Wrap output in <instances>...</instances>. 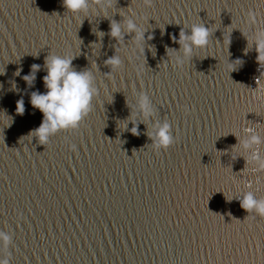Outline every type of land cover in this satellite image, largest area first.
Returning a JSON list of instances; mask_svg holds the SVG:
<instances>
[{
    "label": "water",
    "instance_id": "95a60500",
    "mask_svg": "<svg viewBox=\"0 0 264 264\" xmlns=\"http://www.w3.org/2000/svg\"><path fill=\"white\" fill-rule=\"evenodd\" d=\"M111 4L75 17L63 0H0V231L12 235L10 264H264V218L239 200L249 191L264 199V171L236 152L252 129L264 157V0ZM127 19L144 31L142 44ZM193 24L210 30L209 44L177 67L169 51ZM51 54L91 72L98 95L77 131L43 146L28 137L43 120L31 96L46 92ZM116 55L112 72L106 61ZM140 94L152 104L148 121L132 119ZM156 123L172 128L167 150L151 148Z\"/></svg>",
    "mask_w": 264,
    "mask_h": 264
},
{
    "label": "clouds",
    "instance_id": "9594fccd",
    "mask_svg": "<svg viewBox=\"0 0 264 264\" xmlns=\"http://www.w3.org/2000/svg\"><path fill=\"white\" fill-rule=\"evenodd\" d=\"M143 2L146 6L151 7L153 0H143ZM90 6H94V9L107 14V10L112 7V4L111 0H63V7L75 17L88 14ZM246 23L252 26L257 25L256 14L252 11L249 12ZM123 28L128 33H135V41L138 44L144 42V31L138 27L133 19H127ZM189 30L190 34H186L184 30L179 33V40L176 41L180 45L179 51H169V53L174 54L177 67H182L185 61L193 59L196 51L206 49L209 44L211 32L203 24H193ZM110 36L117 42L123 40L122 26L113 21ZM256 49L258 63L262 66L264 65V29L257 33ZM72 59L66 56L49 55L46 59L47 75L43 78L46 92L44 94L34 92L31 96V106L42 113L43 120L37 129L29 133L28 137L36 138L40 145L46 146L50 138L60 132L77 131L82 121L92 111L94 97L98 95V91L94 87L92 73L75 71L72 67ZM239 63L242 62H236V64ZM121 64L122 61L118 55L106 61V65L111 68L112 72L118 70ZM236 64L228 63L229 73L237 70ZM37 71H39V66L33 65L32 72L23 77L29 86L33 84ZM19 74V72L16 73L17 76ZM24 111V100L20 99L17 101L16 113L23 115ZM153 114L149 97L140 94L136 99L132 119L135 120L139 116L144 121H148ZM245 131L248 133V139L240 140L236 152L238 154L250 152V162L255 165L254 171H264V157L260 155L258 148H255L262 143L261 138L253 134L252 129ZM131 132L134 135L138 134L136 127H133ZM236 135L239 139V133ZM149 138L152 140L151 148L156 151L167 150L175 142L169 123L154 124L153 131L149 133ZM71 147L73 151L76 150L74 145ZM239 200L241 208L248 213V216L264 218V199H257L255 194L249 191ZM11 244L12 235L10 232L0 231V251L6 253L4 258H0V264H10L11 256L8 250Z\"/></svg>",
    "mask_w": 264,
    "mask_h": 264
}]
</instances>
